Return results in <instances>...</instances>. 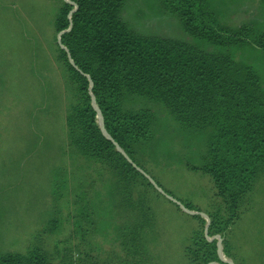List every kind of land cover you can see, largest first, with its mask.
Listing matches in <instances>:
<instances>
[{"label": "trees", "instance_id": "1", "mask_svg": "<svg viewBox=\"0 0 264 264\" xmlns=\"http://www.w3.org/2000/svg\"><path fill=\"white\" fill-rule=\"evenodd\" d=\"M125 1L61 0L54 29L56 57L70 90L64 153L81 165L69 170L58 165L66 175L53 181L51 197L53 203H63L73 191V200L65 201L73 207L61 204L67 210L59 219H50L26 251L0 253V264H54L57 248H63V262L72 264L69 247L59 248L61 243L56 242L52 253L42 248L43 237L59 232L63 221L71 222V237H87L88 242L97 233L111 235L108 250L96 242L97 255H91L90 246L79 264L89 256L93 258L87 264H162L152 250L157 235L153 202L161 197L174 202L176 210L183 209L168 198L173 195L161 189L142 162L141 155L155 146L156 114L149 108L125 107L131 95L161 103L182 131L207 132L199 160L184 165L211 179L209 225L205 227L200 214L183 210L196 224L184 239L182 264H227L218 254L216 239L208 238L215 234L223 238V252L242 264L237 253H230L229 240L235 238L234 226L253 206L255 186L264 177V87L257 70L225 48L249 44L264 51V31L246 23L222 24L208 0H159L165 12L178 17L189 37L218 49L205 50L186 40L134 32L122 20ZM92 98L110 138L99 127ZM93 190L89 201L82 192L92 196ZM105 200L111 205L112 222L101 231L91 226L92 216L100 218L98 210ZM182 203L199 210L190 202ZM79 206L85 208L80 217Z\"/></svg>", "mask_w": 264, "mask_h": 264}, {"label": "rangeland", "instance_id": "2", "mask_svg": "<svg viewBox=\"0 0 264 264\" xmlns=\"http://www.w3.org/2000/svg\"><path fill=\"white\" fill-rule=\"evenodd\" d=\"M208 1L222 24L237 27L246 23L264 31V0ZM60 4L61 0H0V253L26 251L36 241L38 231L67 210L61 204L65 208L73 207L65 203L67 198L73 200V191L63 203H53L51 197L53 181L66 175L57 170L58 165H67V170L71 165L75 168L81 165L64 153V113L70 90L64 68L56 57L54 19ZM122 20L141 35L186 40L205 50L216 49L203 40L189 37L178 17L165 12L159 0H126ZM225 51L253 66L264 87L263 50L245 44ZM124 106L155 111V146L141 155L142 162L173 199L178 198L183 206L182 201L190 202L199 209L193 211L205 214L202 217L208 228L213 184L208 175L184 165L186 161L199 160L207 132L182 131L161 103L146 97L128 96ZM78 175L80 172L74 176ZM94 192L92 196L89 192L82 194L90 201ZM173 203L161 197L153 202L157 235L152 250L162 264H182L184 239L196 224L191 215L180 208L176 210ZM253 203L234 226L235 238L229 240L230 253L235 256L237 253L242 264H261L264 260L260 257L264 255V177L255 186ZM100 205V218L93 215L91 226L103 231L112 222V211L108 200ZM83 207L77 208V216H81ZM71 228L70 221H63L59 232L43 237L42 248L52 253L56 242L61 243L59 248L69 247L72 264H79L90 246L91 255H97L96 242L104 250L110 248V234L97 233L89 243L87 237L86 240L71 237ZM208 238L216 239L223 252V238L219 234ZM62 249L57 248L54 264H68L61 258ZM223 255L227 264H235L232 257L224 252ZM93 256L82 264L90 263Z\"/></svg>", "mask_w": 264, "mask_h": 264}, {"label": "water", "instance_id": "3", "mask_svg": "<svg viewBox=\"0 0 264 264\" xmlns=\"http://www.w3.org/2000/svg\"><path fill=\"white\" fill-rule=\"evenodd\" d=\"M62 32H64V31H62ZM62 32H60V34L62 33ZM59 38H60V35H59ZM64 48V47H63ZM70 57V56H69ZM70 62L72 63V60L70 59ZM92 105L94 106V108L96 109V111H97V113H98V124H99V127H100V129L102 130V132L108 137V138H110L109 136H108V134L106 133V131H105V129H104V126H103V120H102V116H101V113H100V110L98 109V107H97V105H96V103H95V100H94V98H92ZM117 146V149L119 150V151H121L122 153H123V155L131 162V160L128 158V156L118 147V145H116ZM152 181V183L155 185V183L153 182V180H151ZM156 186V185H155ZM157 187V189L158 190H160L161 192H163L158 186H156ZM168 198H170V199H172L173 201H175L177 204H179V206L184 210V211H186V212H188V213H190V214H200L201 216H206L205 214H203V213H201V212H197V211H193V210H189L188 208H186L185 206H183L182 204H180V202L179 201H177V200H175V199H173L172 197H168ZM217 250H218V254H219V256L221 257V259L223 260V261H225V262H227V260H226V258H224V255H223V252H222V250H221V247L219 246V244L217 245ZM210 264H219V263H217V262H211Z\"/></svg>", "mask_w": 264, "mask_h": 264}]
</instances>
